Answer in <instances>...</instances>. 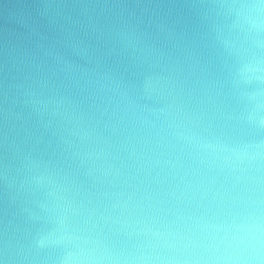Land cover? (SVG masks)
Segmentation results:
<instances>
[{
  "label": "water",
  "instance_id": "obj_1",
  "mask_svg": "<svg viewBox=\"0 0 264 264\" xmlns=\"http://www.w3.org/2000/svg\"><path fill=\"white\" fill-rule=\"evenodd\" d=\"M223 3L0 0V264H30L46 193L89 220L119 264L154 259L145 224L245 194L184 138L264 140L229 94Z\"/></svg>",
  "mask_w": 264,
  "mask_h": 264
},
{
  "label": "clouds",
  "instance_id": "obj_2",
  "mask_svg": "<svg viewBox=\"0 0 264 264\" xmlns=\"http://www.w3.org/2000/svg\"><path fill=\"white\" fill-rule=\"evenodd\" d=\"M223 8L230 30L219 44L231 60L227 83L238 122L264 132V0H224ZM184 138L244 184L245 194L218 196L145 224L139 235L156 254L150 264H264V176L250 174L264 172V140L212 144L191 130ZM46 197L33 217L40 227L30 234V264H119L71 203L55 191Z\"/></svg>",
  "mask_w": 264,
  "mask_h": 264
}]
</instances>
